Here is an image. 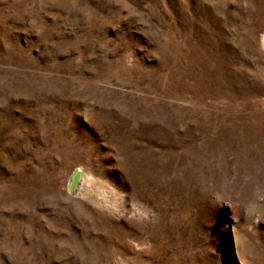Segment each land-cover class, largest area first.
Instances as JSON below:
<instances>
[{
    "label": "rangeland",
    "instance_id": "obj_1",
    "mask_svg": "<svg viewBox=\"0 0 264 264\" xmlns=\"http://www.w3.org/2000/svg\"><path fill=\"white\" fill-rule=\"evenodd\" d=\"M263 36L264 0H0V264H264Z\"/></svg>",
    "mask_w": 264,
    "mask_h": 264
},
{
    "label": "bare ground",
    "instance_id": "obj_2",
    "mask_svg": "<svg viewBox=\"0 0 264 264\" xmlns=\"http://www.w3.org/2000/svg\"><path fill=\"white\" fill-rule=\"evenodd\" d=\"M263 42H264V36H263ZM78 179H79V178H76V177H75V180L72 182V187H73V189H76L77 191H78V189H79V187H80V184H81L80 182L77 183ZM89 180H90V179H89ZM80 181H81V180H80ZM81 188H82V184H81ZM77 191H76V192H77Z\"/></svg>",
    "mask_w": 264,
    "mask_h": 264
}]
</instances>
